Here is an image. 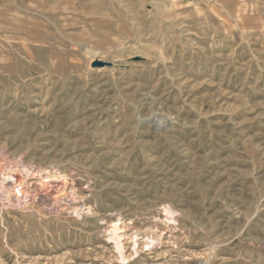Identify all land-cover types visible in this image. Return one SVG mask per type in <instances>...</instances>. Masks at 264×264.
I'll return each instance as SVG.
<instances>
[{
  "label": "rangeland",
  "instance_id": "obj_1",
  "mask_svg": "<svg viewBox=\"0 0 264 264\" xmlns=\"http://www.w3.org/2000/svg\"><path fill=\"white\" fill-rule=\"evenodd\" d=\"M0 159V264H264V0H0Z\"/></svg>",
  "mask_w": 264,
  "mask_h": 264
},
{
  "label": "bare ground",
  "instance_id": "obj_2",
  "mask_svg": "<svg viewBox=\"0 0 264 264\" xmlns=\"http://www.w3.org/2000/svg\"><path fill=\"white\" fill-rule=\"evenodd\" d=\"M122 60H126L127 61V59H122ZM103 61V60H102ZM124 64V62H121V63H117L116 65L117 66H122ZM108 87H109V84H106V83H104V84H102V85H100V87L99 88H102V89H108ZM157 119V118H156ZM172 122V121H171ZM171 122H169V120L168 119H162V117H160L159 119H158V121L156 122V126L159 128V127H162V128H167V127H170L169 125L171 124ZM172 125V124H171ZM1 160V159H0ZM5 160V159H4ZM3 161V160H2ZM6 161V160H5ZM0 165H1V167H3L4 168V170H8V173H7V175H6V177H8L12 172H14V170H13V167L12 166H10L9 164H7L6 162H0ZM53 182V183H52ZM56 182H54V181H52V179H50V176H48V175H46L45 176V179H44V181L42 182V184H40V188L43 186V187H45L46 189H49L51 186L52 187H55L56 186ZM62 186H63V189L65 190V189H67V187H66V183L65 182H63L62 184H61ZM68 185V184H67ZM0 187H3L5 190L4 191H0V196H2V197H4V195H5V197L7 198V203H9L10 204V202L13 200L14 202V204H20V203H22V200L24 199V197H25V194L23 193V189H22V196L21 197H17V196H15L14 194H13V191L11 192V193H9L10 191L8 190V188L6 187V185H5V183H3V185H1ZM71 187H73L72 185H71ZM44 189V188H43ZM74 189V188H73ZM70 190V189H69ZM47 192V191H46ZM52 194V193H51ZM54 194V193H53ZM30 195V194H29ZM29 195H26L28 198H29ZM42 196H44V195H42ZM4 197V198H5ZM44 197H46V196H44ZM58 197V196H57ZM60 198V197H59ZM53 199V198H52ZM56 199H58V198H56ZM4 200V199H3ZM55 200V199H54ZM56 201V200H55ZM57 202H58V200H57ZM56 202V203H57ZM12 205V204H11ZM57 205V204H56ZM13 206V205H12Z\"/></svg>",
  "mask_w": 264,
  "mask_h": 264
},
{
  "label": "water",
  "instance_id": "obj_3",
  "mask_svg": "<svg viewBox=\"0 0 264 264\" xmlns=\"http://www.w3.org/2000/svg\"><path fill=\"white\" fill-rule=\"evenodd\" d=\"M110 65H112L111 62L102 61V60H99V59L94 60V62L92 63L93 67H102V66H110Z\"/></svg>",
  "mask_w": 264,
  "mask_h": 264
},
{
  "label": "built area",
  "instance_id": "obj_4",
  "mask_svg": "<svg viewBox=\"0 0 264 264\" xmlns=\"http://www.w3.org/2000/svg\"><path fill=\"white\" fill-rule=\"evenodd\" d=\"M13 194L17 197L22 196V187L19 185H16L15 188L13 189Z\"/></svg>",
  "mask_w": 264,
  "mask_h": 264
}]
</instances>
